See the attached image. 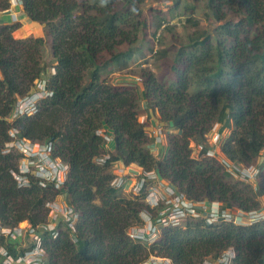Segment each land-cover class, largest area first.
<instances>
[{
  "label": "trees",
  "instance_id": "trees-1",
  "mask_svg": "<svg viewBox=\"0 0 264 264\" xmlns=\"http://www.w3.org/2000/svg\"><path fill=\"white\" fill-rule=\"evenodd\" d=\"M169 1L177 7L183 2ZM20 2L30 21L45 25L56 65L48 77L44 38L16 39L19 25L0 24V222L44 225L47 204L64 195L79 214L76 232L59 222L56 238L43 234L46 264H140L151 254L175 264H203L229 249L233 264H264V220L246 226L192 220L165 229L150 247L131 241L127 231L141 222L145 204L114 185L117 163L136 164L191 200L244 212L264 207V0H208L214 30L178 47L168 78L145 69L141 87L106 77L134 63V45L146 28V0ZM10 7L11 0H0V12ZM168 23L165 17L158 26ZM44 79L52 96L41 101L38 113L8 121L18 100ZM142 101L172 131L161 159L138 120ZM217 125L222 137L229 134L218 154L259 168L256 187L206 156V137ZM12 128L21 138L55 145V155L69 166L60 189L37 182L18 186L12 172L18 156L5 152ZM100 131L112 132L114 151L107 152ZM192 143L197 150L204 145L198 155ZM107 153L109 159L99 163Z\"/></svg>",
  "mask_w": 264,
  "mask_h": 264
},
{
  "label": "built area",
  "instance_id": "built-area-1",
  "mask_svg": "<svg viewBox=\"0 0 264 264\" xmlns=\"http://www.w3.org/2000/svg\"><path fill=\"white\" fill-rule=\"evenodd\" d=\"M20 0H11V7ZM10 7V8H11ZM10 10V9H9ZM7 10L6 12H9ZM52 96L48 79L40 80L36 87L26 96L18 100L14 114L8 119L13 121L24 116H33L38 113L42 100ZM163 129L153 131V135L162 136ZM100 135L108 141L109 135L100 131ZM9 141L6 144V153H15L18 156L17 167L13 175L20 188L29 187L32 182L45 186L52 184L60 189L66 182L69 166L60 157L55 155L53 143H38L18 136L15 128L9 131ZM212 142L207 139L210 148L206 156L219 160L224 171L233 178L257 186L260 169L255 166H244L238 162H230L218 154V147L222 141L221 135L216 132L211 136ZM204 145L199 146L203 150ZM109 159L105 154L98 162L104 163ZM122 171L114 185L125 191L130 180L135 182L131 193L143 198L145 209L140 213L141 222L127 231L128 238L148 247L155 244L167 228L182 227L188 221L203 220L206 225L231 223L234 225H253L264 220V209L244 212L239 209H224L220 202H197L179 193L169 182L162 180L154 172ZM61 196V195H60ZM48 222L36 228L27 221L15 227H8L0 222V264H46L47 253L43 245L42 236L46 231L53 232L57 237V223H65L72 232H76L79 214L67 201L57 202L56 199L47 204ZM54 222H52L51 220ZM55 223V224H53ZM235 253L232 249L224 251L219 257H209L203 264H233ZM140 264H175L171 259L150 255Z\"/></svg>",
  "mask_w": 264,
  "mask_h": 264
},
{
  "label": "rangeland",
  "instance_id": "rangeland-1",
  "mask_svg": "<svg viewBox=\"0 0 264 264\" xmlns=\"http://www.w3.org/2000/svg\"><path fill=\"white\" fill-rule=\"evenodd\" d=\"M143 11L146 28L142 30L140 40L134 45V47H136L134 63L126 71L112 73L106 77L114 84H127L133 82L142 86L141 76L145 69L154 72L160 79L164 77L168 78L171 76L170 65L175 57L178 47L182 45H188L197 38L205 37L216 27L215 18L211 8L208 5V0H183V2L178 7L173 5V3L169 0H146L145 4L143 5ZM165 17L169 23L167 26H165V24L159 27V22ZM1 23H10V21L7 19V17H3L0 19V24ZM26 23L27 24L23 29H20L22 27V23H15L19 25V28L13 33V36L16 39H24L29 37H42L45 39L46 43L43 47V65L47 68L46 75L49 77V75L55 73L54 66L56 65L52 52L51 37L48 35L44 24L35 22L40 24V26L35 24L27 26L28 22ZM19 32L22 33V37L17 36ZM25 34L27 36H25ZM140 108H143L142 102ZM147 113L149 117L147 118L146 122H144L147 129L149 127L151 129L154 127L155 130L158 128L163 129L164 134L161 137L164 138L163 140L165 141V138L169 136V134H172V131L168 130V128H165L164 125H160L162 123L159 122V118L157 119V113L154 115L156 120L151 118V111H147ZM138 120L140 123H143L141 122L142 120L140 118H138ZM219 127V125L215 126L213 131L207 135L206 138L210 141V143L212 142V134L218 132ZM228 136L229 134L223 137L221 136L222 142ZM149 137L150 140H154H151L152 142L149 145L150 150L155 156H157L156 153L158 148L155 143L160 137L157 138L156 135L150 134ZM220 146L221 143L218 149ZM192 148L195 151V154L198 155L199 150L194 148L193 145ZM141 170L142 168L139 169V166H137L136 171L141 172ZM125 173V175H127L128 171H125ZM120 175H122V173ZM134 185L135 182L130 180L127 189L122 191L123 194L132 198L137 197L131 193V189ZM252 186L254 187V185ZM139 198L141 201H143L142 197ZM56 201L60 203L67 201V199L64 195H61L56 198ZM51 221L54 222L53 220ZM24 222H22L21 226L24 225Z\"/></svg>",
  "mask_w": 264,
  "mask_h": 264
},
{
  "label": "crops",
  "instance_id": "crops-1",
  "mask_svg": "<svg viewBox=\"0 0 264 264\" xmlns=\"http://www.w3.org/2000/svg\"><path fill=\"white\" fill-rule=\"evenodd\" d=\"M3 17H7V19H9L10 23H3V24H15V23H22V27L20 29H23L25 26H26V22H28V25L27 26H31V25H39L40 24H37L35 22H32L28 19L27 15L25 14L24 12V7L22 5V3H19L17 2L16 4H14L9 12H6V11H3V12H0V19H2ZM2 24V23H1ZM20 25V26H21ZM139 87H141V85L139 84ZM142 106H143V113L140 115V119L142 120L141 122H146L147 118L149 117L148 116V113H147V106H146V103L144 101H142ZM151 118L153 120H156L155 119V116L154 114L152 115L151 114ZM158 119V117H157ZM159 120V119H158ZM160 122V121H159ZM161 123V122H160ZM162 126V124H160ZM155 130L154 127H152V129L149 127L148 128V132L150 135H153V131ZM215 133V132H214ZM109 134V137H110V140L108 141V143L106 144V150L107 152H112L114 151L115 149V142H114V139H113V134L112 132H108ZM157 137V136H156ZM164 138H162L160 136V138H158L157 142L155 143L158 150H157V153H156V157L158 159H161L166 153H167V142L163 140ZM192 145L194 146V143H192ZM132 166V167H131ZM129 167H125L121 162L117 163L115 166H114V170H115V173L119 176H121L120 174L127 170H130V171H136L137 169V166L135 164L131 165ZM140 169V167H139ZM137 172V171H136ZM120 173V174H119ZM123 174V173H122ZM264 209V207L262 208Z\"/></svg>",
  "mask_w": 264,
  "mask_h": 264
}]
</instances>
